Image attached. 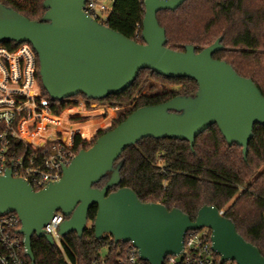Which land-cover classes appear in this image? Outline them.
<instances>
[{
  "label": "water",
  "instance_id": "obj_1",
  "mask_svg": "<svg viewBox=\"0 0 264 264\" xmlns=\"http://www.w3.org/2000/svg\"><path fill=\"white\" fill-rule=\"evenodd\" d=\"M144 43L126 37L84 11L87 0H45L41 20H31L0 3V44L29 43L37 54L43 88L52 100L80 93L88 100H102L128 89L143 69L168 78L197 82L194 95H178L157 105L140 107L123 122L80 150L63 168L62 177L35 190L29 182L0 175V215L16 213L21 220L26 254L35 264L32 238L55 241L44 227L57 211L66 219L59 226L61 238L75 232L81 238L88 226L89 210L96 205L95 237H113L138 249L140 259L163 264L179 254L189 230L209 228L213 250L222 261L264 264V256L246 241L232 220L215 206L204 205L195 220L178 208L144 203L128 187L110 192L121 182L122 152L144 138L178 139L195 145L196 138L217 125L229 145L242 147L244 157L256 124L264 125V95L250 79L227 62L213 57L223 49L222 38L197 52L193 45L177 51L166 46L165 29L157 13L175 10L187 0H143ZM109 174L102 188L94 185Z\"/></svg>",
  "mask_w": 264,
  "mask_h": 264
},
{
  "label": "trees",
  "instance_id": "obj_2",
  "mask_svg": "<svg viewBox=\"0 0 264 264\" xmlns=\"http://www.w3.org/2000/svg\"><path fill=\"white\" fill-rule=\"evenodd\" d=\"M44 1L0 0V3L31 20H41L46 12ZM144 16L143 0H113L107 19L101 23L138 43H144ZM157 19L166 31V46L173 50L183 51L187 45H193L199 52L221 37L223 49L213 57L230 64L239 75L250 78L264 95V0H187L175 10L159 11ZM1 44L9 50L20 46L13 41ZM37 72L42 94L48 99L54 115L62 113L61 122L70 115L71 109L67 108L78 106L81 100L108 103L113 107L133 104L110 127L98 130L91 142L77 134L73 145L76 154L89 149L98 137L123 122L138 108L161 104L178 95L191 96L198 89L193 79L168 78L143 69L133 84L120 94L109 95L102 100H88L80 93L56 101L42 86L38 57ZM149 80L156 83L150 84L149 93H144ZM157 84H170L173 88H162L161 92H156ZM96 121L92 118L87 128L92 129ZM59 125L46 117L41 129ZM53 135L54 132L50 131L42 137ZM37 136L41 137V133ZM71 138L70 133L68 142ZM12 144L17 155L24 150L32 151V147L21 140H14ZM37 154L42 156L43 150H38ZM118 164H121V182L110 192L121 187L131 188L142 202L161 203L169 210L178 208L192 220L196 219L202 206H215L264 256V125L254 126L246 157L241 146L229 145L217 125H213L196 138L193 147L189 142L178 139L144 138L126 148L116 160L115 165ZM108 178L109 174L94 186L102 188ZM96 213L97 206L94 205L89 210L88 226L81 238L72 232L61 238V245H51L46 238L34 236L32 252L35 264H93L104 248L115 254L120 242L115 243L110 235L101 239L95 237L93 222ZM27 259L31 264L30 258Z\"/></svg>",
  "mask_w": 264,
  "mask_h": 264
},
{
  "label": "built area",
  "instance_id": "obj_3",
  "mask_svg": "<svg viewBox=\"0 0 264 264\" xmlns=\"http://www.w3.org/2000/svg\"><path fill=\"white\" fill-rule=\"evenodd\" d=\"M84 11L99 22L105 21L108 15H104L109 13L107 5L100 0H87ZM132 105H127L128 109ZM51 113L48 99L42 94L39 84L37 54L31 44L22 43L14 50L0 44V175L12 169L13 176L25 179L35 190L43 189L62 177L63 168L76 155L73 140L67 142L62 137V132L57 131L49 140L34 142L25 133L34 132ZM21 126L24 127V133L20 131ZM47 128L45 127L46 130ZM14 140L29 144L32 151L24 150L17 155L12 149ZM38 150H43L42 156L37 154ZM65 219L64 214L57 211L44 227L45 233L53 237L55 244L61 245L58 230ZM20 229L21 220L16 213L0 215V264H29ZM144 262L131 242H120L115 254L104 248L93 264ZM163 264L238 263L221 260L213 250L211 230L205 227L187 231L183 250L179 254L168 255Z\"/></svg>",
  "mask_w": 264,
  "mask_h": 264
},
{
  "label": "rangeland",
  "instance_id": "obj_4",
  "mask_svg": "<svg viewBox=\"0 0 264 264\" xmlns=\"http://www.w3.org/2000/svg\"><path fill=\"white\" fill-rule=\"evenodd\" d=\"M100 1L103 2L105 5H107L109 11L111 10L112 0H100ZM107 15H108V13L105 14L104 16L106 17ZM154 83H156V82L153 80H149V82L147 83V86L143 90V92L149 93L148 87L150 86V84H154ZM162 88H166L169 90V89L173 88V85L157 84V89H156L157 91L156 92H161ZM82 102H85V101L81 100L80 103H82ZM85 104H86V110L84 108L82 110H74L73 115H71V117L69 116L70 120H68V118H67L66 121H64L61 124V127H62L61 135L64 139L67 140V142H68V138L70 136V133L72 135V138H75V136L77 134H80L84 140L91 142L98 130L110 127L115 122V120L118 118V116L120 114H122L123 112L128 110L127 105L113 107V106L109 105L108 103L95 102V101H90L88 103L85 102ZM92 118H94L97 121H96V124L94 125V127L92 129L90 128L91 129L90 130L87 128V126L91 123ZM67 120L70 121V127H67V124H68ZM39 130H40V127L37 130H35L34 132H29V131L28 132H29V134L34 135V134L38 133ZM47 130L48 131L54 130V132L58 131L53 126H49L47 128ZM20 131L22 133L25 132L23 126L20 127ZM58 132H60V131H58ZM73 143H74V139H73ZM103 251H105V250H103Z\"/></svg>",
  "mask_w": 264,
  "mask_h": 264
},
{
  "label": "crops",
  "instance_id": "obj_5",
  "mask_svg": "<svg viewBox=\"0 0 264 264\" xmlns=\"http://www.w3.org/2000/svg\"><path fill=\"white\" fill-rule=\"evenodd\" d=\"M83 106H84V107H83ZM83 108L86 110V104H85V102L80 103L78 106H72V107L67 108V109H71V112H70V115H69V116L71 117V115H73V111H74V110H82ZM60 116H61V115L56 116V115H54V114L51 113V114H49V116H46V117L49 118V119H51V121L54 122L55 124H60V125H61L63 122H61V120L59 119ZM70 117H68V120H70ZM68 120H67V121H68ZM41 125H42V123L39 124V126H38V128L40 127V130L38 131V133H41V136L45 135L47 132L52 131V130L48 131V130H46L45 128H42V129H41ZM60 125H59V127L57 126V127H55V128H56V130H58V131L61 132V131H62V130H61L62 127H61ZM67 127H70V121H68ZM38 128H37V129H38ZM37 129H36V130H37ZM53 132H54V130H53ZM25 133L29 136L30 139H31L32 136L35 135V137H34L33 139H31V140H33L34 142H43V141L49 140V137H48V138H44V137L37 136V133L34 134V135L29 134V132H25ZM52 137H53V136H52ZM52 137H50V138H52ZM73 139H74V138H72L71 141H72Z\"/></svg>",
  "mask_w": 264,
  "mask_h": 264
}]
</instances>
